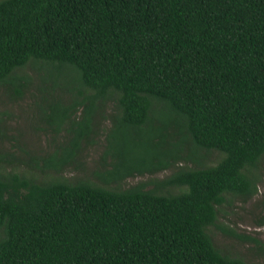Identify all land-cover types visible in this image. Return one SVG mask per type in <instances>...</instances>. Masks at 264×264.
I'll list each match as a JSON object with an SVG mask.
<instances>
[{
    "label": "trees",
    "instance_id": "16d2710c",
    "mask_svg": "<svg viewBox=\"0 0 264 264\" xmlns=\"http://www.w3.org/2000/svg\"><path fill=\"white\" fill-rule=\"evenodd\" d=\"M29 66L39 118L64 140L0 151V264H250L212 227L262 249L218 220L262 177L264 0H0L11 100L32 90ZM97 116L110 160L96 179L64 176Z\"/></svg>",
    "mask_w": 264,
    "mask_h": 264
},
{
    "label": "rangeland",
    "instance_id": "374dc122",
    "mask_svg": "<svg viewBox=\"0 0 264 264\" xmlns=\"http://www.w3.org/2000/svg\"><path fill=\"white\" fill-rule=\"evenodd\" d=\"M34 79L32 90L20 99L11 100L4 95L0 89V151L8 150L25 158L28 155L41 156L48 151L55 149V145L64 140L63 133H55L50 126L40 120L39 110L36 105L35 85L39 82L35 69L31 66L25 69ZM38 99V98H37ZM68 103V102H66ZM109 110L106 113H108ZM82 108L75 110L76 120L81 118ZM96 125V126H95ZM94 127L98 130L96 134H91L90 141L86 144L81 153L83 166L79 169L68 168L64 176L76 177L85 174L96 179L94 171L101 170L104 161L110 160L105 154L106 150V131L111 125L109 119L101 116L96 117ZM214 161L219 154L211 152L208 155ZM262 177L258 181V192L251 198L242 196H231V203L223 206L224 211L219 215L218 223L233 229L236 233L257 238L261 250L256 242L242 240L235 235L225 233L218 227H212L213 239L217 246L223 250L241 255L250 264H264V161L262 162ZM189 164H192L190 161ZM172 169L144 175H135L127 178L121 183L126 187L141 181L151 183L154 178H163L170 174Z\"/></svg>",
    "mask_w": 264,
    "mask_h": 264
}]
</instances>
